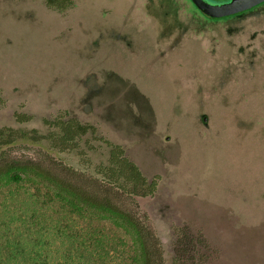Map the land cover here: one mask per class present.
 I'll return each instance as SVG.
<instances>
[{
	"label": "rangeland",
	"instance_id": "374dc122",
	"mask_svg": "<svg viewBox=\"0 0 264 264\" xmlns=\"http://www.w3.org/2000/svg\"><path fill=\"white\" fill-rule=\"evenodd\" d=\"M72 1L60 14L41 0H0V128L44 134L42 120L66 112L145 178L159 176L133 211L166 264L177 263L178 232L203 241L184 264H264V1L217 19L190 0ZM87 139L92 164L104 161L107 149ZM52 161L92 173L46 143L0 153V166ZM14 172L19 181L0 179V264H141L123 222Z\"/></svg>",
	"mask_w": 264,
	"mask_h": 264
},
{
	"label": "trees",
	"instance_id": "16d2710c",
	"mask_svg": "<svg viewBox=\"0 0 264 264\" xmlns=\"http://www.w3.org/2000/svg\"><path fill=\"white\" fill-rule=\"evenodd\" d=\"M41 1L47 10L60 14L73 9L74 5L72 0ZM14 119L18 125L32 121V117L25 114H15ZM42 125L45 129L44 134L35 129L0 128V153L21 143H46L49 150L56 155L76 152L80 157L81 165L87 171L92 169V173H80L54 161L48 164V168H43L37 163L22 167L9 163V165L0 166V179L4 175L11 174L15 182L19 181L18 174L14 172L15 168L41 176L60 193L69 195L83 206L93 208L131 228L140 244L141 264H166L157 235L142 223L133 211L136 199L150 198L155 195L160 177L145 178L120 146L97 136L93 126L70 117L66 112L58 113L52 120L43 119ZM89 136L108 151L107 158L95 165L87 156V151H95L94 146L87 139ZM85 148L87 151L84 150ZM191 235L180 232L176 234L173 252L177 258L174 262L184 264V253L188 256L189 251H193L194 245L203 246L201 236L189 238V245H187L184 238L188 239ZM201 259L203 260V257ZM202 260L197 264H204L205 261Z\"/></svg>",
	"mask_w": 264,
	"mask_h": 264
},
{
	"label": "water",
	"instance_id": "95a60500",
	"mask_svg": "<svg viewBox=\"0 0 264 264\" xmlns=\"http://www.w3.org/2000/svg\"><path fill=\"white\" fill-rule=\"evenodd\" d=\"M203 14L217 19L224 15L232 16L253 8L264 0H229L224 3H213L208 0H190Z\"/></svg>",
	"mask_w": 264,
	"mask_h": 264
}]
</instances>
